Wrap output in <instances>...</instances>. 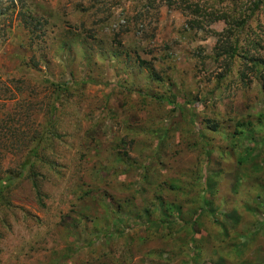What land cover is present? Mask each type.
Returning <instances> with one entry per match:
<instances>
[{
	"label": "rangeland",
	"instance_id": "374dc122",
	"mask_svg": "<svg viewBox=\"0 0 264 264\" xmlns=\"http://www.w3.org/2000/svg\"><path fill=\"white\" fill-rule=\"evenodd\" d=\"M0 8V264H264V0Z\"/></svg>",
	"mask_w": 264,
	"mask_h": 264
},
{
	"label": "trees",
	"instance_id": "16d2710c",
	"mask_svg": "<svg viewBox=\"0 0 264 264\" xmlns=\"http://www.w3.org/2000/svg\"><path fill=\"white\" fill-rule=\"evenodd\" d=\"M175 3H178V2H175ZM256 10H258V6H257ZM254 11L252 13H254ZM2 13L4 14L3 10L0 8V15H2ZM18 17H19L21 23L23 24V26L26 29H28L30 34L33 36L36 35V32L38 31V29L42 26L41 19H38L37 17H35L32 14H29L27 12H23V10H21L18 13ZM36 37H39V36L36 35ZM15 83H18V81H15ZM240 133H242V132H240Z\"/></svg>",
	"mask_w": 264,
	"mask_h": 264
}]
</instances>
